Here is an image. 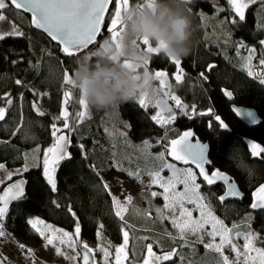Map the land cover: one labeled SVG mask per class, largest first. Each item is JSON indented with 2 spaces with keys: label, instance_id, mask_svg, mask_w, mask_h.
Listing matches in <instances>:
<instances>
[{
  "label": "trees",
  "instance_id": "1",
  "mask_svg": "<svg viewBox=\"0 0 264 264\" xmlns=\"http://www.w3.org/2000/svg\"><path fill=\"white\" fill-rule=\"evenodd\" d=\"M138 1L140 0H129V4L134 6ZM188 7L197 26V43L192 53L180 65L172 64L163 54L153 56L150 63L151 67L168 69L171 74H177L178 69L183 70L179 73L182 80H175L174 86L185 101L183 111H187L189 115H183L181 111L179 118L184 120V124L177 127V131H170L165 126L156 124L151 119L153 114L140 106L138 99L121 105L116 111H101L90 120L76 122L73 118L77 111L82 110L78 103L81 97L74 86L65 83V74L72 76L76 61L99 51L100 43L78 56L67 58L60 51L59 45L31 26L29 15L11 6L3 10V14L20 26L25 35L0 40V107H7L6 93L12 98L5 120L0 121V164L23 166L27 160L29 162L30 158L27 156L33 153L36 158L32 157L33 160H30L37 165L30 167L22 175L29 181L26 199L16 201L8 211L6 224L11 232L22 239H33L36 232L27 223L29 218L42 219L69 232H75L78 223L79 235L83 239L101 242L99 233L104 242L114 250L123 242L122 230L128 228L124 229L122 221L115 216L112 195L103 190L101 181L105 182L99 170H114L126 174L140 170V163L122 150L124 139L129 138L137 143L147 141L150 145L147 150L158 155L165 152V142L168 138L171 139L172 134L192 129L211 145L213 166L209 170L220 169L229 173L246 194L241 202L228 201L223 204L224 202L214 199L215 210L235 219L246 213H253V224L264 235V210L256 212L250 208L255 189L264 182V156L253 158L244 142L245 137H252L264 144V85L240 70L235 51L236 43L242 41L256 49L258 59L264 56V46L259 44L260 40H264V5L261 1L252 5L247 10L245 20L237 21L232 29L235 44L226 49L208 45L202 28L201 13L219 12L230 20L233 12L228 0H191ZM112 11L111 6L104 21L105 29ZM90 59L95 61L99 58L92 56ZM16 80L22 83L18 85ZM224 89L234 92L237 104L255 108L262 123L258 127L248 128L238 121L224 97ZM66 90L72 92L67 105L70 113L68 123L73 126L69 149L72 159L60 163L56 172L57 191L52 192L42 175V161L46 150L55 142L52 125L61 127L64 124L62 119L54 118L62 111L63 94ZM34 101L44 111L43 116L33 109ZM193 108L197 113L208 114L193 115ZM216 115H220L222 121L228 124V130L219 126L220 123L215 121ZM17 126L19 131L13 135ZM81 144L83 149L79 147ZM91 166H95V171ZM197 181L204 194L209 190L215 194L224 191L222 185L206 186L200 177ZM53 201L60 206L56 207ZM225 205L235 206V209L229 212ZM69 207L75 216L69 213ZM101 224L102 231L99 229ZM163 242L167 245V250L176 248V252H179V255L164 264H192L188 258L195 246L172 244L166 238H163ZM148 243L149 240H145V244ZM144 252L145 246L141 256L138 254L137 260L131 264H139Z\"/></svg>",
  "mask_w": 264,
  "mask_h": 264
},
{
  "label": "snow or ice",
  "instance_id": "2",
  "mask_svg": "<svg viewBox=\"0 0 264 264\" xmlns=\"http://www.w3.org/2000/svg\"><path fill=\"white\" fill-rule=\"evenodd\" d=\"M186 3H191V0H186ZM231 5V9L234 11L236 16H238L239 21L245 20V9L249 7V4L256 3V0H228ZM262 5H264V0H261ZM112 6L113 11L109 14V23L105 29V13L109 6ZM14 7L17 10L23 9L25 12H30L32 14L31 23L37 29H43L53 41H57L59 45H62L60 51L67 58H72L76 56L80 50L88 48L90 44L96 40L97 36L101 34L103 30L108 31L111 34L112 43H117L124 31L123 16L122 14L129 8V0H0V22L5 21V15L3 10ZM140 6H150V0H143ZM87 9L86 12L83 10ZM218 11H223V9H218ZM233 25H237V21L233 19L231 21ZM25 34L12 26L10 31L4 32L0 31V40L6 37H22ZM108 41H105L101 45L100 50L90 53L85 58L90 59L92 56L100 58L108 55L107 45ZM145 46L151 48V45L147 41H144ZM259 44L264 46V40H260ZM239 48L248 51V56L246 57L247 63L245 67L247 68V75L249 77L258 78L260 83L264 85V70L259 73H254L251 61L253 55L256 52L254 47H249L244 42H239ZM153 54H160L159 48L152 49ZM176 65L180 64V60L175 58H170ZM15 63V61L13 62ZM259 65L264 69V56L259 59ZM183 70L180 69L176 74L175 79L177 82L182 80V76L179 74ZM156 77L161 81L162 86L166 85V81L163 79L167 76L164 71H156ZM203 75V74H202ZM206 79V77H204ZM16 84L20 85L22 81L16 80ZM65 83L67 85L73 86L71 81V76L67 73L65 74ZM225 95L231 99L232 92H225ZM72 92L71 90H66L63 94V108L58 117L54 119H62L64 121L63 127L68 129L69 132L73 130L69 121L70 113L68 111L67 105L71 100ZM7 107H0V121L5 120V116L8 111V107L12 104V98L10 94H5ZM169 99L175 101V107L179 109H184L186 106L183 105L179 97L175 95H169ZM21 99L23 95L21 94ZM148 96L141 95L139 97V105L142 107H147ZM79 105L82 107L81 111H77L74 116L76 122H83V120L89 116L88 110L89 106L86 101L81 97L78 101ZM33 109L38 115L43 116L45 113L34 101ZM159 108L160 111L151 116V119L155 121L156 124L162 127L172 123L176 119L173 108L170 107L166 100L160 99L154 105ZM167 112L169 115L165 117L163 113ZM211 110H209V113ZM234 112L237 116H242L239 108H234ZM183 115H189L187 111H182ZM193 115H206L208 113L196 112V109H192ZM215 121H219L220 127L227 128V125L221 120V118L216 115ZM211 126V125H210ZM107 130V129H106ZM19 131V126L13 130V135ZM61 129L57 128L55 124L52 125V135L55 137V142L49 147L43 157L42 161V175L46 180V183L50 186L52 192L57 191L56 182V172L60 166V163L65 160H71L72 155L68 151V147L71 144L70 137L60 134ZM193 133L191 131L184 132L179 139H172L170 141V148L168 144L164 145L165 152H168L175 160L182 161L187 164L191 161L195 164L196 168L199 169L200 176L206 186H213L217 182H222L226 185V191L223 195L219 196L217 199L223 202L229 197H239L241 194L235 188V185L230 182V178L219 170H214L209 174L205 169V164L209 161L205 158V153L208 146L201 144L199 142L193 144L190 142V138ZM164 139H167L165 137ZM160 141H157L159 143ZM144 146L147 148L150 145L147 141L144 142ZM251 153L254 156H258L260 153L264 152V148L256 143L249 142ZM83 149V145H79ZM154 160L159 161L158 167L146 169L143 174L147 175L150 179L147 184L144 185L145 188H151L153 185H158L162 192H151L150 196L155 198L156 196H161L166 202L163 208H157V218L160 220L167 219L171 223L172 227L177 230L180 239H184L187 235L197 236L198 242H204V236L210 237L208 243L204 244V247L211 252L217 254L216 257L210 260L204 261V264H264V248L257 247L256 242L261 240L258 233L251 230L244 233L234 232L233 230L237 227L233 225V228H228L224 225L223 221L214 216L211 211L210 203H205L207 197L200 193L201 184L197 183L196 173L193 172L191 168L180 169L177 168L173 163H168L165 160L164 152L159 153L157 156L153 157ZM37 166V165H34ZM93 170L95 171V166ZM5 165L0 164V170H4ZM167 169L171 172V176L164 177L162 172ZM28 165L22 169H17L15 172H8L7 176L11 179L12 175H21L23 172L28 171ZM135 179L144 184L142 179V174L140 172L129 173ZM3 183V181H0ZM26 181L23 179L11 184L0 193V237H7L9 234L4 228V220L7 217L9 211V205L13 201H23L26 199L24 192V185ZM178 185H183V190H178ZM101 186L103 190L110 193V188L106 183L101 181ZM112 202L114 206V214L118 217L123 225L124 229L128 228L127 221L124 220V212L128 211L127 205H131L132 197L129 195L126 197V203L121 202L115 196H112ZM56 207L60 205L53 201ZM186 204L194 205L195 207L190 209L186 207ZM253 210L261 209L264 210V185H261L257 191L253 194V202L250 205ZM134 211L139 212L138 209L133 208ZM69 213L75 216L71 208L68 209ZM193 211L199 212V218L193 219ZM165 212L168 215H165ZM141 215L150 217L151 211L144 210L139 212ZM27 223L39 234L40 237L46 240L44 247L47 249L49 246L53 247L55 254L57 256H64L69 261H75L80 253L75 255H66V251L61 246H66L67 249H72L75 251V245L78 241L73 239V236L62 229L53 228L52 225L47 224L45 221L39 218H29ZM211 225V230L207 229V225ZM250 229V225H248ZM99 229L102 231L103 225H99ZM80 233V227L77 223L75 227V236ZM168 235H171L168 233ZM98 237L101 240L99 246V251L102 253L100 264H123L124 261L128 260L127 247L129 244V231L122 230V244L116 247L113 251L109 250V245H107L103 237L98 233ZM220 238V242L216 243V238ZM243 238L245 243L242 246H238L234 243V239L238 240ZM228 247L233 253H235V259L229 261L228 256L224 255V248ZM21 249L26 246L19 245ZM83 264H89L90 257L94 255L95 250L90 249L87 244L82 245ZM27 251L31 252V249ZM144 258L139 264H164V262L171 261L174 256L177 255L175 249L169 252H162L157 254L153 251L152 244H147L145 246ZM183 259V258H182ZM0 264H6V258L0 256ZM94 264V261H93Z\"/></svg>",
  "mask_w": 264,
  "mask_h": 264
},
{
  "label": "rangeland",
  "instance_id": "3",
  "mask_svg": "<svg viewBox=\"0 0 264 264\" xmlns=\"http://www.w3.org/2000/svg\"><path fill=\"white\" fill-rule=\"evenodd\" d=\"M261 0H256V3L249 4V7L245 9V16L247 14V10L252 6L257 3H259ZM143 0L138 1L137 3H142ZM230 5V4H229ZM132 5L129 4V7ZM231 8V5H230ZM232 10V9H231ZM232 17L230 20L226 19L225 17L221 16L219 12H216L214 14H206V13H201V22H202V28L204 30L205 34V40L207 41L208 45L213 46L215 48H230L235 44L234 38L232 36V29L235 27L231 23L233 19L236 21L239 20L238 16L234 13L232 10ZM15 26L18 28L20 31L23 29L15 24L12 20H10L6 15H5V21L0 22V31H10L12 26ZM104 35L100 36V40L98 43L100 45L104 44L105 41H108L112 43V38L111 34L108 31H105ZM108 32V34H107ZM24 33V30H23ZM246 44V43H245ZM236 54L239 58L240 62V70L245 71L247 73V68L245 67L247 60L246 57L248 56V51L245 49H240L239 48V42L236 43ZM250 47V46H249ZM151 60L149 62V69L154 73L153 69L150 67ZM251 66L254 71V73H259L262 70V67L259 65V59L257 57V53L253 55L252 61H251ZM173 73L171 78L173 79V83L176 80ZM255 78V77H253ZM264 78V77H262ZM259 80L258 78H256ZM159 89H160V95H163V87L161 82L158 80L157 81ZM167 91L170 93V95H175L180 98L182 101L183 105L184 102L183 98H181L179 92L177 91V88H170L167 89ZM139 101V98H137ZM157 99V98H156ZM156 99H151L148 97L147 101V110H149L153 115H156L160 109L155 107V101ZM175 104V101H173ZM183 111L182 109L177 108V115L176 119L172 121V123L166 125L165 127L168 128L170 131H177V127H181L184 124V120H181L179 118V115ZM216 111V110H214ZM101 111H96L94 109L88 110L89 116L86 117L83 122L90 120L92 117L95 115L99 114ZM217 112V111H216ZM211 113V112H210ZM165 117L168 115L163 114ZM211 115L214 116V114L211 113ZM176 124L178 126H176ZM62 130V132H58L57 135H60L62 133H67L70 139L72 138V133L67 132L63 126L57 127ZM183 131H181L179 134L174 133L171 136V139L168 138V141L165 142V144L169 145L170 148V141L172 139H179ZM72 142V140H71ZM122 150H124L131 158L134 160L138 161L141 165L140 172L142 174V179L144 181V184H141L140 181L135 179L133 176H130L129 174L126 173H121L119 171H114V170H99L104 182L109 186L110 188V193L112 196H115L117 199H119L121 202L126 203V197L131 196L132 203L131 205H127L128 211L124 212V220L127 221L128 224V231H129V244L127 247V254H128V260L124 261L123 264H131L132 261L137 260L138 254L140 255L142 253L143 247L146 246L145 240H149L148 244H152L153 246V251H155L157 254H161L162 252H169L171 250H167V245L164 244L163 238H166L170 241L172 244H179L180 246H187L191 247V245L195 246L194 251L192 250L189 253V260L190 263L192 264H204V261L210 260L213 257H216L217 254L214 252H211L210 250L206 249L204 247L205 243H208L210 240V237L204 236V242L200 243L198 242L197 236L194 235H187L183 240L179 238L177 230L172 227L171 223L169 220L164 219L160 220L157 218V208H163L164 204L166 203L161 196H156L155 198L150 196V193L155 191V192H162L163 190L159 188L158 185H153L150 189L145 188L144 185L149 182V177L144 173L146 169H151L158 167L159 161H156L153 159V157L157 156L155 154H151L147 148L144 146V143H137L129 138L124 139L122 141ZM165 154V160L168 163H173L177 168L180 169H186V168H191L193 172L196 173L197 178L200 177L199 169L196 168L193 164H185L183 162H179L175 160L171 155L168 154V152H164ZM45 154V153H44ZM36 158V155H33V153L29 154L27 158H30L33 160V158ZM29 159V162L27 160L26 164L28 165V169L36 163L31 161ZM35 161V160H34ZM5 165L4 170H0V181H3V183H0V193H2L3 187L13 179L22 176L25 172H23L21 175H12L11 179L8 178L7 173L8 172H15L17 169H22L23 166L19 167H14V166H8L7 164ZM135 173V172H134ZM209 174L212 173V171L208 172ZM162 175L164 177H169L171 176V172L167 169H164L162 172ZM198 183V181H196ZM178 190H183V185H178ZM200 193L203 194L204 196L207 197V200L204 201L205 203H210L211 205V211L214 214L215 217L218 219L222 220L224 225L227 226L228 228H233V225H236L237 227L233 230L234 232L238 231L241 233H244L246 231H253L255 233H258L259 236L261 237V240H258L256 242L257 247L264 248V235L260 233L254 226L253 224V213L249 212L244 214L242 217H239L235 219L233 216L227 217V215H221L219 214L215 208H214V199H217L219 196L223 194H215L209 191L207 193H203L200 188ZM223 204H226L224 202ZM186 207L192 209L195 206L191 204H186ZM225 207L229 210V212L233 211L235 209V206H227ZM230 207V208H229ZM133 208L138 209L139 212H143L144 210H150L151 211V216H145L139 214V212H136L133 210ZM165 215H168L167 212H165ZM193 219L199 218V212L198 211H193L192 213ZM9 215L7 214V217L4 220V228L6 232L9 234L7 237H0V256L6 258V264H83L82 261V255H83V244H87L90 249H94V255L90 257L89 264H100L102 253L99 251V246L101 242H94L88 239H83L80 235L75 236V232H69L66 231L59 226L53 224V223H48L53 226V228L56 229H62L69 234L73 236V239L78 241V243L75 245V251L72 249H67L66 246H61L65 251L66 255H75L76 253H80V256L77 257V259L73 261H69L66 259L64 256H57L55 254V250L53 247L49 246L47 249L44 247L46 244V240L42 237L39 236L38 233H36L35 237L33 239H22L9 229V226L6 224V220H8ZM250 225V229L248 227ZM207 229L210 231L211 230V225L206 226ZM35 231V230H34ZM170 233L171 235H168ZM147 238V239H146ZM149 238V239H148ZM220 242V238H216V243ZM234 243H236L238 246H242L245 241L241 237L240 239L236 240L234 239ZM19 245H24L26 246L24 249H21ZM28 249H31L32 251L29 252L27 251ZM109 250L113 251L111 247L109 246ZM176 250V248H175ZM188 252V251H187ZM177 255H179V252H177ZM224 255L228 256L229 261H233L235 259V253H233L227 246L224 248ZM141 256V255H140ZM144 256L140 261H142Z\"/></svg>",
  "mask_w": 264,
  "mask_h": 264
},
{
  "label": "clouds",
  "instance_id": "4",
  "mask_svg": "<svg viewBox=\"0 0 264 264\" xmlns=\"http://www.w3.org/2000/svg\"><path fill=\"white\" fill-rule=\"evenodd\" d=\"M122 16L124 31L117 43H108V55L95 61L81 57L71 76L80 97L96 111H116L141 95L158 98V78L148 67L152 49L183 60L197 43V26L186 0H150V6L137 3Z\"/></svg>",
  "mask_w": 264,
  "mask_h": 264
},
{
  "label": "water",
  "instance_id": "5",
  "mask_svg": "<svg viewBox=\"0 0 264 264\" xmlns=\"http://www.w3.org/2000/svg\"><path fill=\"white\" fill-rule=\"evenodd\" d=\"M13 8H14V7H13ZM110 8H111V5L109 6L108 10H107L106 13H105V18L107 17ZM14 9H15V8H14ZM16 10H17V9H16ZM18 11H21V12H23V13L29 15V16H30V19H31V21H32L33 17H32V14H31L30 12H25L23 9H20V10H18ZM31 26H32L34 29H36V30L40 31L41 33L45 34V35H46V36H47L52 42H54L55 44L59 45L58 42H57V41H53V40L51 39V37H50L46 32L43 31V29H37V28H35V26H34L32 23H31ZM101 33H102V32H101ZM100 35H101V34H99V35L97 36V38H96V40L93 42V44H90V45L88 46V48H86V49H82V50H80V52H79L76 56H78L79 54L84 53V52L88 51L89 49H91L92 47H94V46L98 43V41L100 40ZM59 46L62 47V45H59ZM153 55H154V54H153ZM74 57H75V56H74ZM166 58H167L171 63H174L173 61H171L170 58H168V57H166ZM180 62H181V60H180ZM174 64H175V63H174ZM229 91L232 92V94H233L231 99H229V98L225 95V92H229ZM223 94H224L225 99H226L228 102L231 103V112H232V114H233V115L235 116V118H236L238 121H240L243 125H245V126L248 127V128H255V127H258V126L262 123V118H261V116L259 115L258 111H257L255 108L248 107V106H245V105H239V104L236 103V101H235L236 96H235L234 92H233L231 89H224V90H223ZM160 99H164V100H166L167 103H168V105H169L170 107H172V108H173V111H174V106H173V104L170 102V100H169L168 98L162 96V97L157 98V99H156V102H157V100H160ZM156 102H155V103H156ZM234 108H239L240 112L242 113V116H237L236 113L234 112ZM165 113H167V112H165ZM219 117L221 118V116H219ZM217 122H219V121H217ZM224 124L227 125V128L222 127V129H223V130H228V129H229L228 124H227L226 122H224ZM186 131H191V132L193 133L192 137L190 138V142H191V143L195 144V143L199 142V143H201V144H204V145H207V146H208L207 151H206V153H205V158H206L207 161H209V163H206V164H205V169H206V171H208L209 167H212V166H213V161H212V159H211V157H210V152H211V145H210V143H209V142H205V141L202 140L199 136H197V135L195 134V131H194V130H192V129H187V130H185L184 132H186ZM184 132H183V133H184ZM183 133H182V134H183ZM62 134L68 136L67 133H62ZM68 137H69V136H68ZM244 142H245V144H246V146H247V149H248L250 155H251L253 158H260V157L264 156V152L260 153L258 156H254V155L251 153V149H250V146H249V142H252V143H256V144L260 145L262 148H264V144H262L260 141H258L257 139H254V138H252V137H245V138H244ZM69 149H70V145H69V147H68V151H69ZM179 162H182V161H179ZM189 163H190V164H193L191 161H189ZM193 165H195V164H193ZM214 170H219L220 172H222V173H224L225 175H227V176L230 178V182H232V183L235 185L236 190H237L238 192H240V194H241L239 197H229V198L225 199L223 202H228V201H240V202H241V201H243V200L245 199V197H246V194H245V192L241 189V187H240V185L238 184V182L236 181V179H234V178L232 177V175H230L229 173L224 172V171H222V170H220V169H213V171H214ZM21 179H23L24 181H26V183H25V185H24V192H25V196H26V195H27V191H28L29 181H28V179H27L25 176H19V177L13 179L12 181L8 182V183L3 187L2 192H3L4 190H6L8 186H10L11 184H13V183H15V182H17V181H19V180H21ZM217 185H222V186H223V188H224V192H223V194H224L225 191H226V185H224L222 182H217ZM261 185H264V182L261 183V184L255 189L254 193L257 191V189H258ZM254 193H253V194H254ZM223 194H222V195H223ZM15 202H16V201H13V202L9 205V210L11 209V207L13 206V204H14ZM254 211H256V212H257V211H261V209H256V210H254Z\"/></svg>",
  "mask_w": 264,
  "mask_h": 264
},
{
  "label": "flooded vegetation",
  "instance_id": "6",
  "mask_svg": "<svg viewBox=\"0 0 264 264\" xmlns=\"http://www.w3.org/2000/svg\"><path fill=\"white\" fill-rule=\"evenodd\" d=\"M162 53H160V54H158V55H161ZM157 54H154L153 56H158ZM153 56H152V59H153ZM166 57V56H165ZM151 59V60H152ZM182 61V60H181ZM172 64H174V63H172ZM180 64H181V62H180ZM179 64V65H180ZM151 65V64H150ZM176 65V64H175ZM151 67V66H150ZM152 69H153V71H154V74H155V72L156 71H164V72H166L167 73V76L166 77H164L163 79L166 81V85H163L162 87H163V95H161V96H159V97H166V98H168V96L170 95V93L167 91V89H170V88H174L175 86H174V83H173V79L171 78V76L170 75H172L171 73H170V71L168 70V69H165V68H156V67H151ZM178 71H179V69H178ZM177 71V72H178ZM174 75H176V73L174 74ZM160 81V80H159ZM161 82V81H160ZM158 97V98H159ZM169 99V98H168ZM170 100V102L173 104V106H174V113H175V116L177 115V108L175 107V104L173 103V100H171V99H169ZM156 102V101H155ZM230 103V102H229ZM230 110H231V103H230ZM163 114H165V115H169L168 113H163ZM218 116H220V115H218ZM221 120H222V118H221ZM217 122V121H216ZM223 122H225V121H223ZM220 123V122H219ZM195 166V165H194ZM207 172H210V170L208 169V171ZM212 172H213V170H212ZM211 174V173H210Z\"/></svg>",
  "mask_w": 264,
  "mask_h": 264
},
{
  "label": "crops",
  "instance_id": "7",
  "mask_svg": "<svg viewBox=\"0 0 264 264\" xmlns=\"http://www.w3.org/2000/svg\"><path fill=\"white\" fill-rule=\"evenodd\" d=\"M22 32H23V30H22Z\"/></svg>",
  "mask_w": 264,
  "mask_h": 264
}]
</instances>
